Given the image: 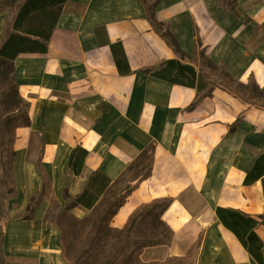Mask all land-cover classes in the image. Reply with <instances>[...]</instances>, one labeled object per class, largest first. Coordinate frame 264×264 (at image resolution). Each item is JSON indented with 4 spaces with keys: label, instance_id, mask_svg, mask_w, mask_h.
I'll return each mask as SVG.
<instances>
[{
    "label": "crops",
    "instance_id": "0c3cea01",
    "mask_svg": "<svg viewBox=\"0 0 264 264\" xmlns=\"http://www.w3.org/2000/svg\"><path fill=\"white\" fill-rule=\"evenodd\" d=\"M9 13L0 11V43ZM156 14L170 24L186 53L193 54L199 36L214 62H224L239 81L254 76L264 91V0H237L236 11H226L219 0H159ZM175 58L152 28L141 0H67L48 50L16 56L19 92L30 101L31 122L16 129L17 197L8 200V220L0 234L6 264H72L63 254L56 215L72 205L92 173L114 181L151 142L156 144L152 175L112 220L121 228L140 204L173 198L162 216L174 231L172 244L146 248L141 259L184 256L204 232L191 264H260L216 209H238L258 219L255 232L264 242V175L245 183L264 151V108L216 88L187 110L197 87L140 71ZM240 115L243 120L231 130ZM38 130L52 190L33 217L23 218L20 214L43 185L37 167L27 160L31 132ZM77 146L88 150L80 175L67 172ZM89 212L81 204L72 208L78 218Z\"/></svg>",
    "mask_w": 264,
    "mask_h": 264
},
{
    "label": "trees",
    "instance_id": "16d2710c",
    "mask_svg": "<svg viewBox=\"0 0 264 264\" xmlns=\"http://www.w3.org/2000/svg\"><path fill=\"white\" fill-rule=\"evenodd\" d=\"M1 0L0 11L9 9L6 15L8 29L0 43V79L5 77L4 85L0 86V102L7 97L13 98L12 107L4 112L0 105V234L3 233L8 220V200L17 197L14 162L16 154L14 142L16 129L30 125V101L19 92L14 61L20 53H44L48 50L50 39L57 21L67 0ZM146 16L152 28L162 36L166 43L175 51L177 58L163 60L154 66L142 68L140 71L172 83L197 87L198 92L187 107L195 109L206 97L213 95L216 88L233 93L244 102L264 108V91L254 78L247 82L235 79L228 72L224 62L217 64L201 48L199 36L193 54L182 50L171 31L170 24L157 18L156 8L159 0H141ZM226 11H236L237 0H219ZM198 65V70L191 63ZM119 63V61H118ZM128 71L127 73H129ZM243 120L240 115L231 127L234 130ZM155 142L145 146L138 156L130 162L123 172L112 181L100 172L91 174L89 183L78 194L72 205L64 208L57 222L63 254L72 264H191V259L203 242L202 232L196 245L184 256H171L163 261L144 262L141 255L146 248L170 246L174 238L173 229L162 219L173 198H155L140 204L129 216L126 224L117 228L112 220L132 192L140 183L152 175L154 165ZM45 149L44 136L41 130L32 131L27 153V160L34 163L42 177V190L30 198L23 218H31L44 195L52 190V181L42 159ZM88 150L77 146L68 163L67 172L80 175ZM264 151L255 165L248 172L245 183L250 184L264 175ZM81 204L90 212L84 218L73 215L74 205ZM219 220L235 233L248 252L263 263L264 242L255 232L260 223L258 219L238 209L217 207ZM71 225L81 228V235L76 244L84 245L74 257H68L65 237L73 238ZM74 239V238H73ZM8 257L0 255V264H6Z\"/></svg>",
    "mask_w": 264,
    "mask_h": 264
},
{
    "label": "rangeland",
    "instance_id": "374dc122",
    "mask_svg": "<svg viewBox=\"0 0 264 264\" xmlns=\"http://www.w3.org/2000/svg\"><path fill=\"white\" fill-rule=\"evenodd\" d=\"M4 81H5V77H2L0 79V86L4 85ZM12 102H13V98L11 97H7L5 100L0 102V105L4 112H7L12 107L13 105ZM0 139H1V134H0ZM54 205H55L54 208L58 210L59 207L57 206V204L54 203ZM61 212L62 211H60V213L55 217L57 222L60 221L59 218L61 216ZM69 232L72 233V235H74L73 236L74 239L70 237H65V244L68 247V254H69L68 257L71 258L74 257L78 252H80L81 248L84 245H79L75 243V240L81 235L82 232L81 228L71 225Z\"/></svg>",
    "mask_w": 264,
    "mask_h": 264
}]
</instances>
